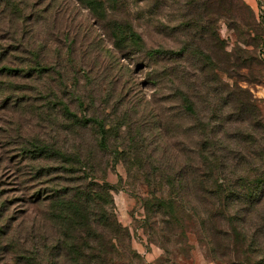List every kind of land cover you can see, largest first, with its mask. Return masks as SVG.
<instances>
[{
    "label": "rangeland",
    "instance_id": "rangeland-1",
    "mask_svg": "<svg viewBox=\"0 0 264 264\" xmlns=\"http://www.w3.org/2000/svg\"><path fill=\"white\" fill-rule=\"evenodd\" d=\"M91 1L0 0V264H55L76 193L82 264H253L225 199L209 238L194 153L224 130L264 163L261 0Z\"/></svg>",
    "mask_w": 264,
    "mask_h": 264
},
{
    "label": "trees",
    "instance_id": "trees-1",
    "mask_svg": "<svg viewBox=\"0 0 264 264\" xmlns=\"http://www.w3.org/2000/svg\"><path fill=\"white\" fill-rule=\"evenodd\" d=\"M84 1L93 8L94 2L91 0ZM257 21L262 26L264 36V19L257 18ZM126 40H129V48L131 49L139 44L135 37L129 36ZM261 63L264 65L262 61ZM184 103L187 104V101ZM186 110L192 113L193 105H186ZM64 116L68 117L69 120L83 121L73 113ZM86 122L99 124V121L93 119L86 120ZM91 128L93 129V127ZM74 129V126L71 125L68 132H75ZM98 129L99 133H102L103 127L98 126ZM213 134H215L213 130L205 131L202 139ZM220 135L221 140L210 139L208 143L203 142L204 144L202 143L203 145L201 144L194 153L198 160L206 165L207 170L205 176L200 177L203 179V185L206 189L208 235L209 238L217 235L214 225L223 219V200L225 199L228 209L235 210L234 216L239 225L240 237L247 244L249 250H253L257 254L256 257L259 258L253 261V264H263L260 259L264 257V211L261 208L264 205V163L258 166L256 162L247 161L240 156L241 152H238L236 141L233 139H238V135L231 137L224 130L221 131ZM100 138L101 142L97 143L98 148L102 146V137ZM232 139L234 140L232 143L234 149H231L229 144L223 145L224 141L228 143ZM254 157L258 159L257 156L254 155ZM225 194H227L226 197H224ZM81 197L82 194L76 193L73 200L58 201L57 198L53 202L50 218L61 229L59 231L60 237L56 239L55 250L58 260L55 261V264H62L61 262L63 264H82L80 252L88 248L87 236L95 219H92L90 213L89 199L86 197L81 201ZM112 221L111 227L117 232L118 226L114 220ZM250 228H253L251 233L254 234L253 236L248 233ZM91 249L95 250L93 247ZM99 258L100 256L95 255L88 257L87 260ZM83 259L86 260V257Z\"/></svg>",
    "mask_w": 264,
    "mask_h": 264
},
{
    "label": "built area",
    "instance_id": "built-area-1",
    "mask_svg": "<svg viewBox=\"0 0 264 264\" xmlns=\"http://www.w3.org/2000/svg\"><path fill=\"white\" fill-rule=\"evenodd\" d=\"M257 18H261L264 19V7L263 6H258V14H257ZM258 55L259 58L261 59V61L264 63V44H262L259 48L258 51Z\"/></svg>",
    "mask_w": 264,
    "mask_h": 264
},
{
    "label": "crops",
    "instance_id": "crops-1",
    "mask_svg": "<svg viewBox=\"0 0 264 264\" xmlns=\"http://www.w3.org/2000/svg\"><path fill=\"white\" fill-rule=\"evenodd\" d=\"M259 5L264 7V0H261ZM257 14H258V6H256V16Z\"/></svg>",
    "mask_w": 264,
    "mask_h": 264
}]
</instances>
